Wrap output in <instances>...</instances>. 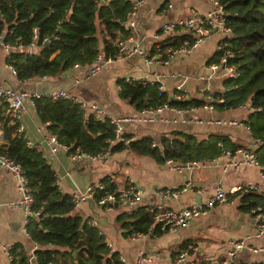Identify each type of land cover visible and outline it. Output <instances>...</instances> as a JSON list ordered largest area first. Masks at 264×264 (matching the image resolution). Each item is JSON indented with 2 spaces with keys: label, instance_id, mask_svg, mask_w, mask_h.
<instances>
[{
  "label": "crops",
  "instance_id": "crops-1",
  "mask_svg": "<svg viewBox=\"0 0 264 264\" xmlns=\"http://www.w3.org/2000/svg\"><path fill=\"white\" fill-rule=\"evenodd\" d=\"M191 9L204 14L212 9V4L210 0H142L135 12L134 27L129 29L127 44L148 51L158 41L168 37L161 34L163 24L186 16ZM218 40V35L212 34L191 52L175 55L165 65L146 63L138 54H132L106 63L92 76H87L88 66H77L56 76L22 82L16 80L14 72L6 64L7 53L0 44V86L30 95L23 102L21 121L24 135L28 146L41 151L54 172L55 185L62 194L70 196L74 191H82L107 178L113 191L123 188L130 181L140 192L138 206L145 207L161 205L166 209H178L202 205L216 187L228 195L226 202L215 203L206 214L194 217L175 232L158 229L159 233H153L157 228L148 225L145 234L134 238L126 234L118 219L133 209L125 201H115L104 209L97 204L93 194L74 206L72 213L97 228L109 249L122 258L123 264H135L139 253L153 256L150 262L143 264H203L208 260L221 264L231 240L245 238L249 244L264 245V234L255 237L253 215L240 211L238 198L232 196L245 184L255 185L253 191L264 192L260 169L249 165H231L239 159L238 155L226 157L221 154L211 161L199 163L195 168L176 172L165 162H156L127 149L112 152L106 160L87 157L74 159L67 148L61 147L50 152L45 142L50 134L46 131V124L36 117L31 97L64 91L87 104L97 105L106 115L141 117V121L123 123L121 135L128 140L148 137L153 146H157L160 138L172 131L192 134L197 139L213 132L225 135L234 144L249 149L253 140L241 122L246 121V114L250 111L243 108L218 112L213 107H197L181 114L169 109L142 112L136 111L119 97L116 81L123 78L156 83L163 92L174 98L181 95L186 99L208 100L211 95L221 93L222 79L210 76L207 63L218 51ZM88 114L96 116L92 111L84 112V116ZM231 121L236 124H228ZM183 187L185 190L181 191ZM164 188L179 192L175 197L157 196L156 191ZM18 199L19 192L14 180L8 171L0 167V264L6 260V249L14 244L22 245L28 262L34 264L33 251L36 247L25 238L27 215L14 205ZM186 248L189 250L185 261L176 262V254ZM236 259L244 264L260 263L264 260V254L251 253L243 248L237 252Z\"/></svg>",
  "mask_w": 264,
  "mask_h": 264
},
{
  "label": "trees",
  "instance_id": "trees-1",
  "mask_svg": "<svg viewBox=\"0 0 264 264\" xmlns=\"http://www.w3.org/2000/svg\"><path fill=\"white\" fill-rule=\"evenodd\" d=\"M226 13L225 24L232 32L226 39L228 58L238 70L235 78L222 79L223 91L202 98L169 99L158 90L156 83L142 80L117 79L119 97L125 99L136 111L154 110L162 105L188 110L211 105L224 112L251 107L244 122L252 139L258 143L252 149L258 167L264 173V0H217ZM134 0H0V34L2 43L33 48L12 49L5 58L18 82L32 78L52 77L77 65L89 66L97 55L113 58L116 43L125 41L129 30L121 26ZM39 23V25H38ZM35 28V33L32 29ZM34 35V37H33ZM186 30H174L158 41L148 52L157 48L176 47ZM222 50L215 51L207 63L217 62ZM36 117L46 124V131L67 147L69 153L94 156L105 149L110 154L127 149L156 162L170 160L175 163L208 162L223 151L233 152L240 146L227 136L209 133L197 139L192 134L172 131L151 146L148 137L128 140L123 144L114 139L113 126L105 117L97 118L84 112L76 103L62 98L31 97ZM15 124L6 113V104L0 99V154L18 163L24 172L33 198L30 210L36 218L28 216L25 230L28 242L36 247L34 264H123L116 251H111L98 229L72 213L70 196L62 194L55 185V175L39 149L30 147L14 133ZM123 139L125 137L121 136ZM101 183L103 190H94L95 199L103 191H113L107 178ZM232 196L238 198V209L250 213L260 208L264 214V192L240 188ZM231 196V197H232ZM230 198V197H229ZM148 207L137 206L118 217L126 234H145L151 219ZM150 231V230H149ZM153 233H159L154 229ZM8 252L12 264H30L24 247L14 244ZM238 264H244L239 262Z\"/></svg>",
  "mask_w": 264,
  "mask_h": 264
},
{
  "label": "built area",
  "instance_id": "built-area-1",
  "mask_svg": "<svg viewBox=\"0 0 264 264\" xmlns=\"http://www.w3.org/2000/svg\"><path fill=\"white\" fill-rule=\"evenodd\" d=\"M142 0H134L130 11L126 14L125 20L120 24L123 29L129 30L134 27V16L138 5ZM212 4V9L204 14H199L194 9H191L186 16L181 18H176L171 22L163 24L160 28L161 34L169 36L172 34L174 30H186L189 32V39L184 38L176 47H167L162 50V52L157 48L153 54H149L148 51H142L135 46H130L127 44V39L125 41L119 40L116 43L117 52L113 56V58L104 59L101 55H97L93 62L87 67V76L94 75L99 69H101L106 63L111 62L114 59L121 58L124 56H130L132 54H138L144 62L146 63H158L165 65L168 60H170L175 55L179 54H187L191 52L194 48H196L200 43L204 42L206 38H208L212 34H216L219 37L218 40V50H222L221 56L219 57L217 62L210 63L209 70L210 76H217L221 79L226 77L235 78L238 76V70L231 63H228V58L232 57L231 52L227 49L226 39L230 38L232 32L228 26L225 24L226 13L223 10V7L218 3L217 0H210ZM1 17V11H0ZM32 32L35 33V28L32 29ZM34 37V35H33ZM3 36L0 34V44L4 52L8 54V52L12 49H25L30 51L34 44L33 42L27 45L25 48L21 45H9L2 43ZM73 67H77V65H73ZM125 81H133V79H124ZM143 81V80H142ZM158 90L162 91L161 86H158ZM39 95H35L38 97ZM42 96L48 98H62L73 103H76L79 108L85 111H92L96 114L97 118L105 117L108 122L113 126L114 131V139L109 141V145L112 144L115 140H121L123 144L128 142V139H123L121 136V126L126 122H138L141 121V117L138 116H119L113 117L106 115L105 112L100 109L95 104H87L84 101H81L70 94L65 93L64 91H57L44 94ZM30 95L26 92L4 88L0 86V99L6 104V113L9 115L11 122L15 124L14 133L18 137H22L25 141V135L23 131V125L21 121L22 113L24 112L23 102L25 99L29 98ZM181 95L176 96V99H181ZM207 100V99H206ZM210 99L208 98L207 101ZM202 107L211 108L212 106L209 104H204ZM247 109V111H252L251 107L248 106H240ZM162 109H169L175 111L177 114H181L186 111L184 109H177L173 107H169L167 105H162L152 111H160ZM194 108H190L191 110ZM149 111V112H152ZM144 112V111H142ZM228 124H236L231 121ZM244 129L249 133V129L246 125H244ZM0 140H1V130H0ZM253 145L249 149L246 148H236L233 152L223 151L221 154L223 156L230 155H238L239 159L232 162L231 165L241 166V165H249L258 167L255 154L252 149L258 143V140L252 139ZM46 144L50 147V152H54L57 147H61L66 149L67 147L61 143H59L56 138L52 135H49L46 140ZM26 144L28 145L27 141ZM153 146V143L151 144ZM110 154L109 149H105L104 151L94 155L89 156L83 153H80L78 149H75L74 152L71 153V157L74 159L78 158H100L106 160L108 155ZM169 165V168L179 172L183 169H192L195 168L199 163L188 161L184 163L173 164L170 160L164 161ZM172 163V164H171ZM0 167L4 170L8 171L11 178L14 180L15 186L19 192V199L14 205L19 206L26 213V220L28 216H33L36 218L38 215L37 212H32L30 210L33 198L31 195V189L28 184V181L24 175L23 170L19 166L18 163L14 162L11 159L0 154ZM260 169V168H259ZM260 182L264 184V173L260 169ZM104 185L98 183L94 186H88L84 190H77L70 194V200L73 203V206L80 204L85 201L87 198H90L94 194V190H103ZM256 188L253 184H245L240 189L243 192H247L250 190H254ZM181 191L185 190V187L180 189ZM179 190L164 188L156 191L157 196L159 197H175L178 194ZM227 196L221 188L216 187L214 189L213 194L207 198L202 205H191L188 207H181L178 209H166L161 205H155L153 207H148L147 210L151 215V219L149 222V226L151 228H157L160 231H169L175 232L180 227L186 225L191 219L194 217L204 215L208 212V210L215 203H223L227 201ZM140 192L135 185H133L130 181H127L123 188L117 191H103V194L100 195L96 202L99 206L104 209H108L112 203L115 201H125L127 205L131 208H134L140 204ZM250 213L253 215L254 219V230L255 237H259L264 234V214L260 212V208L257 207L255 209H251ZM25 238H28V233L24 230ZM141 234H131L132 238L138 237ZM228 248L225 251V256L221 261V264H238L239 262L236 259V254L241 249L245 248L249 250L251 253H263L264 254V245H252L247 242V240H231L228 242ZM189 248H186L175 256L176 262H183L187 258ZM119 259L122 261V258L119 256ZM153 259L152 255H145L143 253H139L135 260V264H143L144 262H150ZM12 257L10 256L8 249H6V260L3 264H12ZM123 262V261H122ZM214 260H208L203 264H214ZM245 264H264V260L260 263H245Z\"/></svg>",
  "mask_w": 264,
  "mask_h": 264
},
{
  "label": "rangeland",
  "instance_id": "rangeland-1",
  "mask_svg": "<svg viewBox=\"0 0 264 264\" xmlns=\"http://www.w3.org/2000/svg\"><path fill=\"white\" fill-rule=\"evenodd\" d=\"M240 108H243V110H246L247 111V109L246 108H244V107H240ZM243 112V111H242ZM246 115H248V114H246ZM242 124H244L245 125V123L244 122H241ZM231 125H234V124H231ZM233 127V126H232Z\"/></svg>",
  "mask_w": 264,
  "mask_h": 264
},
{
  "label": "water",
  "instance_id": "water-1",
  "mask_svg": "<svg viewBox=\"0 0 264 264\" xmlns=\"http://www.w3.org/2000/svg\"><path fill=\"white\" fill-rule=\"evenodd\" d=\"M39 25V23H38ZM169 99H172V100H176V98L172 97V96H169ZM33 217V216H32Z\"/></svg>",
  "mask_w": 264,
  "mask_h": 264
}]
</instances>
